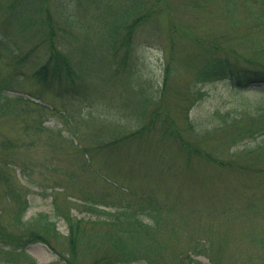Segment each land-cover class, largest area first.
<instances>
[{"label":"rangeland","instance_id":"obj_1","mask_svg":"<svg viewBox=\"0 0 264 264\" xmlns=\"http://www.w3.org/2000/svg\"><path fill=\"white\" fill-rule=\"evenodd\" d=\"M68 1L73 2L77 25L60 30L57 44L79 73L83 48L89 63L77 80V90L70 87V93L61 95L57 88L44 87L32 76L46 61V45L39 46L35 57L24 63L16 61V56L42 40L45 31L41 28L34 34L36 38H27L18 21H11L10 14L0 9V48L5 54L0 59V85L9 87L10 95L28 99L13 104L6 114L0 112V176L3 170L9 172L17 192L27 198L24 219L47 213L66 237L70 233L68 216L96 218L85 200L103 197L118 204H144V199L152 198L163 207L166 224L175 222L174 236L169 235V226H164L161 236L170 248L208 240L215 252L212 256H221L222 264L257 261L263 253L264 168L261 172L256 159L262 152L264 155V146L256 153L244 150L256 148L263 136L233 144L232 135L248 119H240L237 126H222L246 110L264 106V85L235 89L228 79L199 84L195 74L212 56H228L239 65H248L246 60L264 62V53L251 47L253 40L264 43L261 4L254 0H149L150 11L157 7L154 16H143L145 21L131 35L121 29V38L130 36L131 44L115 53L107 46L105 22L120 16L129 0H50L61 25ZM119 62L126 66L119 69ZM160 89H164L162 97ZM198 92L203 94L200 100L191 102ZM144 96L152 99L151 109L159 112L157 127L173 126L182 137H192L197 148L236 158L247 169L213 165L206 161L212 157L206 155L189 158L179 147L180 138L172 134L166 140L162 133H155L143 140L100 148L119 138V127L133 131L142 126L135 105ZM191 121L194 132L211 130V135L194 139L188 132ZM9 188L0 181V224L18 234L21 229L13 223L16 201ZM90 238L87 231L80 251L87 250ZM24 246L19 250L37 264L59 260V254L44 243ZM107 248L108 243H100L81 263L88 264ZM169 253L164 251L165 256ZM11 258L0 243V264H29L24 256ZM196 258L209 261L204 256Z\"/></svg>","mask_w":264,"mask_h":264},{"label":"trees","instance_id":"obj_2","mask_svg":"<svg viewBox=\"0 0 264 264\" xmlns=\"http://www.w3.org/2000/svg\"><path fill=\"white\" fill-rule=\"evenodd\" d=\"M50 0H0V9H5L10 14L11 21H18V27L21 29L23 36L27 38H36L34 34H37L41 28L45 31L43 38L40 42H36L29 50L17 57V62L24 63L26 59L31 58L36 53L39 46H45L47 49L46 61L44 65L38 68L32 76L38 79L39 82L47 88H57L59 95L63 93H70V87L77 90L78 79H82L83 71H87L86 64L89 63L87 51L83 48V55L81 56V62L79 65L80 73L75 70L71 63H69V57L64 56L60 46L57 44V33L60 30H72L75 28L76 17L73 12V2L68 1L66 3V12L63 25H61L55 18V11L49 4ZM257 4H261L263 14L261 17L260 29L264 33V0H254ZM149 0H129L122 10V14L110 21L105 22L107 25V46L109 49L114 50L115 53H119L121 48L129 47L131 44V38H121V29L130 33L133 32L136 26H140L145 19L143 16L153 17L155 7H152L150 11L148 8ZM157 9V7H156ZM226 9L229 7L226 5ZM151 12V13H150ZM253 13V11H251ZM106 30V29H105ZM23 31V32H22ZM214 47V46H212ZM252 49L257 53H264V43L259 41H252ZM232 54V53H230ZM237 54V53H236ZM234 55V54H232ZM5 56L4 50L0 48V59ZM35 57V56H34ZM125 55L124 58L125 59ZM173 60L172 54L168 57L166 68ZM44 62V61H43ZM248 65H239L236 59H232L228 56H212L204 65L196 72L195 81L199 84L206 81H215L228 79L231 81L235 89H246L253 84L264 85V62L254 60H246ZM39 63V62H38ZM37 63V64H38ZM25 64H28L27 62ZM119 69L123 66L121 62ZM86 73V72H85ZM9 87L0 85V112L6 114L9 112L13 104L19 101L27 102L28 99L19 95H10L8 93ZM161 97L164 96V89H160ZM202 92H198L196 95H192L194 102L200 100ZM197 100V101H198ZM153 101H155L153 99ZM152 99L149 96L143 97V102L135 105L136 111L139 113L141 122H144L141 127L136 130L130 131V129H122L119 127V138L115 141L107 142L100 148L109 149L121 144H127L129 142L143 140L148 136L155 133H162L161 138L166 140L169 138L167 135L171 134L180 138L179 147L185 151L186 156L204 157L211 156L212 159L206 161L213 163L220 167L236 165L240 169H247L246 166H241L236 163V158L228 159L220 156L213 155L210 151L197 148L196 142L190 137H182L179 131L172 130L173 126L163 125L157 127L158 121L155 116L159 113L157 108L151 109ZM260 109V110H259ZM259 110V111H258ZM253 111V112H250ZM242 112L241 116L233 118L230 124L222 126H237L240 124V119L247 118L249 123L245 126L238 127L237 131L232 135L233 144H237L240 139L245 138H257L263 136L262 142L257 144L255 148H246L244 153H256L262 146H264V106L259 105L257 110ZM239 115V114H238ZM237 115V116H238ZM245 115V116H243ZM153 119V120H151ZM190 121V120H189ZM192 127L189 122L188 132H191V136L194 139H200L201 136L207 137L211 135V130L204 134L194 132V125L191 121ZM171 127V130L169 129ZM194 129V130H192ZM150 138V137H149ZM148 138V139H149ZM152 144V143H150ZM262 166L261 172L264 168V155L259 156L256 159ZM0 181L1 184L7 188L9 195L16 201L15 218L13 223L19 225L21 232L18 234H12L6 231L5 226L0 224V243L3 247V251L12 257L14 254L18 256H24L28 259L29 264H37L36 261L27 254L24 250H19L20 246L23 248L24 244L32 243H44L52 248L57 254H59V260L55 264H84L81 261H85L92 252L98 249L99 244L105 242L109 244V248L104 249L106 252L101 253L98 256H92L88 264H222L221 256H212L215 254L210 241L208 240H195L192 246L187 248H178L173 246L170 248L166 243L167 239L161 240V236L165 234L166 228L169 226V235L174 236L175 222L171 221L166 224L163 215V207L158 206L152 198H146V203L124 202L118 204L113 200H106V198H93L91 200H85V206L96 214L95 219L89 218H71L68 215V224L70 227V233L64 237L57 229V223L47 213L41 212L25 220L24 216L29 208V202L22 192H17L13 186L11 176L9 172L3 170L1 172ZM13 186V187H12ZM111 209V210H109ZM170 212V210H169ZM169 214V213H168ZM93 217V216H92ZM148 218L149 220H146ZM89 231L90 245L85 247L87 250L80 251V246L83 247L85 234ZM92 239V242H91ZM263 253L257 261L249 260L246 264H264V237L261 239ZM65 248H61V247ZM25 247V246H24ZM102 249V248H101ZM169 250V256H165L164 251ZM87 251V252H86ZM208 257V262L205 263L198 260L196 257Z\"/></svg>","mask_w":264,"mask_h":264}]
</instances>
